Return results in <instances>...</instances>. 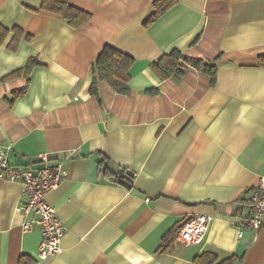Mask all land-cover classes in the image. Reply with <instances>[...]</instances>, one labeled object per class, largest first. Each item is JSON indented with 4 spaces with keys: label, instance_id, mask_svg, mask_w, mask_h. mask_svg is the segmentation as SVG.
<instances>
[{
    "label": "crops",
    "instance_id": "crops-1",
    "mask_svg": "<svg viewBox=\"0 0 264 264\" xmlns=\"http://www.w3.org/2000/svg\"><path fill=\"white\" fill-rule=\"evenodd\" d=\"M154 1L69 0L92 15L74 28L42 0H0V24L32 34L16 49L12 32L0 44V143L15 165L70 155L46 194L65 223L63 249L45 260L41 226L22 227V185L0 177V264H193L205 251L264 264V226L244 224L264 176V0H176L146 24ZM107 43L135 62L130 93L100 81L98 99L92 63ZM174 49L213 62L215 84L194 67L161 79L151 64ZM31 57L29 72L5 78ZM105 157L134 173L131 188L104 174ZM201 213L213 216L201 243L176 234L163 246Z\"/></svg>",
    "mask_w": 264,
    "mask_h": 264
},
{
    "label": "trees",
    "instance_id": "trees-1",
    "mask_svg": "<svg viewBox=\"0 0 264 264\" xmlns=\"http://www.w3.org/2000/svg\"><path fill=\"white\" fill-rule=\"evenodd\" d=\"M175 2L176 0H155V12L146 21V24L155 21ZM41 9L61 16L74 28H80L92 16L90 12L72 5L69 0H42ZM11 32L13 35L8 45L11 49H16L23 38L30 39L32 37L31 33L26 32L19 26H14L10 29L0 24V44L6 40ZM134 62L135 58L133 56L121 51L112 44H105L92 63L93 78L90 86V93L99 99L100 81H106L119 93H130V80L132 78L131 69ZM36 64H38L37 58L31 57L23 68L13 71L5 76V78H12L24 72L27 73ZM190 67H194L209 74L211 76L212 85L215 84L217 67L213 62L189 56L178 49L164 53L157 61L151 64L152 70L161 79L169 77L181 78ZM25 91L26 88L14 90V97L22 95ZM149 91L156 94L159 92V89L154 88ZM100 166L104 174L109 176L112 180L117 181L126 187H132L134 173L130 172L126 167H112V165L106 160V157L103 158ZM185 220L179 222L167 232L164 236L163 246L166 247L172 243ZM240 258L241 256L236 254L220 258L219 255L213 251H205L194 257L193 264H234Z\"/></svg>",
    "mask_w": 264,
    "mask_h": 264
},
{
    "label": "built area",
    "instance_id": "built-area-1",
    "mask_svg": "<svg viewBox=\"0 0 264 264\" xmlns=\"http://www.w3.org/2000/svg\"><path fill=\"white\" fill-rule=\"evenodd\" d=\"M10 145L0 143V177L19 182L22 185V200L18 206L25 219L24 231L33 229L35 224L41 226L42 238L37 248L40 260L62 252V237L65 223L59 217L56 206L46 200L50 189L57 187L67 176L65 162L70 155L65 152L42 151L26 165L9 162ZM248 207L250 213L244 220L247 228L259 230L264 226V176L260 177L258 186L252 193ZM213 219L211 214L201 213L183 222L177 233V239L186 244L201 243ZM238 234L243 235L240 229Z\"/></svg>",
    "mask_w": 264,
    "mask_h": 264
}]
</instances>
